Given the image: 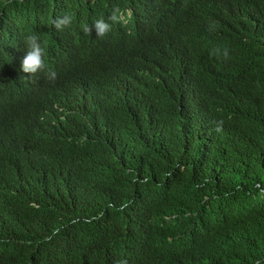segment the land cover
<instances>
[{
    "label": "trees",
    "instance_id": "obj_1",
    "mask_svg": "<svg viewBox=\"0 0 264 264\" xmlns=\"http://www.w3.org/2000/svg\"><path fill=\"white\" fill-rule=\"evenodd\" d=\"M108 1L0 0V118L24 98L11 45L55 32L68 4L106 15ZM180 5L164 77L141 46L108 91L73 81L96 37H49L64 69L0 138V264H264V0ZM118 68L113 54L101 69Z\"/></svg>",
    "mask_w": 264,
    "mask_h": 264
},
{
    "label": "clouds",
    "instance_id": "obj_2",
    "mask_svg": "<svg viewBox=\"0 0 264 264\" xmlns=\"http://www.w3.org/2000/svg\"><path fill=\"white\" fill-rule=\"evenodd\" d=\"M181 1L157 0V5L151 13L110 0L106 3V15L98 14L94 10L95 4H68L62 12L64 15L53 21L55 32H35L19 41L18 45L13 43L9 51L14 55V64H17L20 70L19 84L24 98L15 100L13 97L3 101L0 118L1 140L6 143H12L14 140V134L7 122L12 119L17 102L22 100L31 103L34 99L42 97L48 80L54 79L64 69V60L61 54L54 50L55 44L48 52L52 41L58 38V33V41L62 43L81 42L89 37H96L95 46L86 49L71 68L73 81L77 86L95 84L103 91L110 90L117 79L119 72H116L128 66L130 55L141 46L148 47V57L152 65H157V77H164L167 72L164 61L166 47L171 37L183 28L185 20ZM52 35L54 39L51 41L49 37ZM13 45L16 47L13 48ZM113 54L119 68L112 72L103 71L101 68L109 65V57ZM179 58L184 71L176 76L177 81L193 82L192 63L181 54ZM195 93L201 97L200 90L196 89ZM94 102L99 100L95 99Z\"/></svg>",
    "mask_w": 264,
    "mask_h": 264
}]
</instances>
